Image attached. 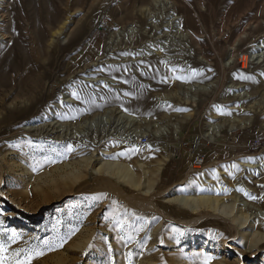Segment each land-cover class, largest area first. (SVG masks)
Segmentation results:
<instances>
[{
  "label": "rangeland",
  "instance_id": "374dc122",
  "mask_svg": "<svg viewBox=\"0 0 264 264\" xmlns=\"http://www.w3.org/2000/svg\"><path fill=\"white\" fill-rule=\"evenodd\" d=\"M4 1L10 251L43 252L31 264H264V240L251 247L264 235V0ZM156 69L165 88H151ZM43 125L45 138L33 136ZM105 163L128 167L139 187L99 172ZM200 196L218 210L181 202Z\"/></svg>",
  "mask_w": 264,
  "mask_h": 264
},
{
  "label": "bare ground",
  "instance_id": "6f19581e",
  "mask_svg": "<svg viewBox=\"0 0 264 264\" xmlns=\"http://www.w3.org/2000/svg\"><path fill=\"white\" fill-rule=\"evenodd\" d=\"M3 2H5L4 0H0V3L2 4ZM0 4V9H4L5 7L3 6V5H1ZM47 12V11H46ZM50 12V11H49ZM0 13H2V10H0ZM3 16L0 14V19L2 18ZM0 22H3V21H0ZM65 22V21H64ZM66 25V22H65V24H63L62 25V27L60 28V29H57V30H55L54 28H55V26L54 27H50V31H52L53 32V34H52V37H53V39L54 40H56V39H58L61 35H63V31H64V26ZM255 25H256V23H255ZM60 26V25H59ZM58 27V26H57ZM59 28V27H58ZM55 30V31H54ZM38 37H40V39H41V41L42 40H44V39H46V37L45 36H43V35H41V34H39V36ZM37 37V38H38ZM3 39H5L4 37H3ZM54 40H52V41H54ZM53 43V42H52ZM54 43H56V42H54ZM52 44V45H55V44ZM158 55H160V54H157V56ZM156 56V57H157ZM159 58V57H158ZM164 58V57H163ZM125 60V59H124ZM170 60V59H169ZM250 60V59H249ZM243 61H244V63H245V65H248L247 64V62H248V59L247 58H243ZM169 62V61H168ZM160 69H156V70H154V72H153V77H152V80L154 81V82H152L150 85H151V88L152 89H159V88H165L166 87V84H164V82H162L161 80H159V79H157V71H159ZM161 72H162V70H161ZM163 75V74H162ZM168 80H170V81H172V73L170 72V75H169V77H168ZM175 81V80H174ZM170 83V82H169ZM153 91V90H152ZM160 98H162V97H160ZM187 98V97H186ZM184 102H187V100L185 99H183V98H181ZM163 100V99H162ZM46 126L45 125H43L42 127L40 126L39 128H37L36 130H33L32 131V129H31V133H33V136H35V137H37V138H45V133H46V131H48V129H46L45 128ZM34 129V128H33ZM210 130V129H209ZM221 131V130H220ZM210 132H211V130H210ZM213 133V132H212ZM219 133V132H218ZM212 135H214V134H212ZM209 136V135H208ZM70 139V138H69ZM72 139V138H71ZM75 139V138H74ZM60 140V139H59ZM58 139H52V141L53 142H58L59 141ZM60 142V141H59ZM58 142V143H59ZM123 142V141H122ZM84 146V145H83ZM85 147V146H84ZM121 147H123L122 145H121ZM120 147V148H121ZM109 154V153H108ZM165 161H167V160H165ZM165 161H161V162H159L158 164H156L155 165V167H154V170L152 171V174H151V176H152V179H154L155 181H157L159 178H160V175H161V173H162V171H163V167H164V162ZM91 162H92V158L90 157V158H88L87 160H86V163H87V167H89L90 165H91ZM103 162V161H102ZM99 164L101 163V161H99L98 162ZM251 163H253V162H248V163H244L243 164V166H247V167H249L250 165H251ZM167 164V163H166ZM115 166V167H114ZM254 166V165H253ZM256 166V165H255ZM254 166V167H255ZM99 172L101 171H104V173H106V174H108V175H111V176H114V177H116L118 180H122L123 182H125L126 184H128V185H130V186H132V187H139L138 186V180H137V175H135V174H133L132 172H131V170L128 168V167H126V166H122V165H111V164H107V163H105V164H102L101 166H100V169L98 170ZM200 180V179H199ZM202 180H203V177L201 178V182H202ZM153 183H154V181L151 183V186L153 185ZM191 184V183H190ZM192 185V184H191ZM190 185V187L188 188L189 190H193V189H195V187L196 186H191ZM193 185H196V184H193ZM193 188V189H192ZM153 188L152 187H149L148 188V192H150L151 190H152ZM215 190V189H214ZM201 197V196H200ZM173 201H175L176 202V200H173ZM181 202H182V204H183V206L187 209H189L190 210V212L192 213V214H199L200 213V211L203 209V208H209V209H216V210H218V208H219V205L221 204L220 203V200L219 199H217V198H208V197H201V198H199V199H197V198H188V199H184V200H181ZM206 210V209H205ZM211 211V210H210ZM240 213V212H239ZM237 222H239V225L240 226H243V225H245L247 222H248V216L246 215V214H244L243 212H242V214H239V216H237ZM249 236L250 235H245L244 237L245 238H249ZM253 237H254V235H253ZM264 240V235H256L254 238H253V240H252V243H251V247H255L256 245H259V243H261L262 241Z\"/></svg>",
  "mask_w": 264,
  "mask_h": 264
},
{
  "label": "snow or ice",
  "instance_id": "6c2138e0",
  "mask_svg": "<svg viewBox=\"0 0 264 264\" xmlns=\"http://www.w3.org/2000/svg\"><path fill=\"white\" fill-rule=\"evenodd\" d=\"M73 95L79 99V96L76 93H73ZM233 167H236V165H233ZM95 198L96 197H94V199ZM250 198L255 199V197ZM133 215L135 214L133 213ZM117 223L122 228L127 221L118 220ZM18 239L19 234L14 231L0 236V264H31L32 259L39 255H43V252L34 251L32 249H17L16 251H10V245L16 243ZM211 259L212 257H207L205 259V264H208V261Z\"/></svg>",
  "mask_w": 264,
  "mask_h": 264
},
{
  "label": "built area",
  "instance_id": "2783aa9c",
  "mask_svg": "<svg viewBox=\"0 0 264 264\" xmlns=\"http://www.w3.org/2000/svg\"><path fill=\"white\" fill-rule=\"evenodd\" d=\"M241 62L244 63L243 59H242ZM145 139H146V138H143V140H144L143 142H141V141L139 140L140 143L145 144V143L147 142ZM258 144H259V143H258ZM258 148H259V146H258ZM203 163H204V158L198 162V165H202Z\"/></svg>",
  "mask_w": 264,
  "mask_h": 264
}]
</instances>
